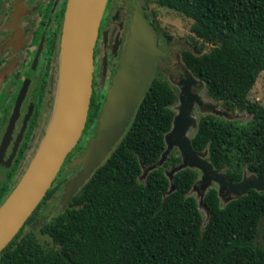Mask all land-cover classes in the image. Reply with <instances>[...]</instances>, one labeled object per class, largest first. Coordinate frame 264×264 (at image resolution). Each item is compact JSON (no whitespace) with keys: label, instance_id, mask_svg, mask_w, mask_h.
Listing matches in <instances>:
<instances>
[{"label":"trees","instance_id":"16d2710c","mask_svg":"<svg viewBox=\"0 0 264 264\" xmlns=\"http://www.w3.org/2000/svg\"><path fill=\"white\" fill-rule=\"evenodd\" d=\"M154 1L191 18L194 34L212 44L199 54L182 51L208 96L229 116L237 109L250 114L246 122L202 114L190 136L194 149L206 150L214 168L232 181L244 170L263 176L264 105L248 95L264 71V0ZM176 100L165 79L151 80L107 158L64 210L40 226L51 243L41 242L27 227L61 190L70 152L45 197L0 252V264H264V190L224 202L216 188H208L204 221L191 191L200 171L186 167L172 180L166 175L181 162L179 152L171 151L141 178L143 167L157 162L166 148ZM171 183L175 189L168 193Z\"/></svg>","mask_w":264,"mask_h":264},{"label":"water","instance_id":"95a60500","mask_svg":"<svg viewBox=\"0 0 264 264\" xmlns=\"http://www.w3.org/2000/svg\"><path fill=\"white\" fill-rule=\"evenodd\" d=\"M106 3L107 0H67L51 112L27 167L0 204V252L38 207L66 157L82 136L92 94L93 51ZM129 10L132 22L127 43L102 102L97 131L87 142L84 151L69 162L68 169L80 167L64 182L60 196L62 207L69 204L120 140L147 90L156 58L164 56V52L156 46L154 32L143 15L136 7ZM200 84L204 86L202 81ZM195 100L201 106L205 104L202 112L212 109L214 114L232 118L217 108L219 102H204L183 88L171 128L164 135L166 148L157 162L143 167L141 178L161 166L176 147L181 162L167 170L166 175L172 180L174 173L186 167L198 169L201 173L198 185L195 183L191 191H196L198 207L208 215L203 198L213 183L218 185L217 193L221 200L228 202L248 193L250 189L264 190V175L258 177L244 170L240 180L232 181L221 168H214L207 159L206 150L194 149L187 133L197 128ZM174 189L175 185L171 183L168 193Z\"/></svg>","mask_w":264,"mask_h":264},{"label":"flooded vegetation","instance_id":"af4514ba","mask_svg":"<svg viewBox=\"0 0 264 264\" xmlns=\"http://www.w3.org/2000/svg\"><path fill=\"white\" fill-rule=\"evenodd\" d=\"M151 4L155 1L107 0L93 51L92 94L82 133V136L86 133V139L73 148L69 161L84 151L89 131L92 130L91 137L97 131L102 102L128 40L132 22L130 8L136 7L143 15L154 32L156 46L164 52L154 62L149 84L154 77L165 79L177 96L174 109L180 103L183 88L204 102H212L202 96L206 92L204 80L185 65L184 49L174 52L172 39L155 30L157 24L151 17ZM66 5L67 0H0V204L27 167L48 122ZM195 47L191 50L199 54L201 51ZM202 107L205 104L201 106L194 101V116L195 111L200 116L213 113L212 109L202 112ZM217 108L222 110L221 106ZM91 111H96V115L91 116ZM68 165L64 182L80 167L68 169Z\"/></svg>","mask_w":264,"mask_h":264},{"label":"rangeland","instance_id":"374dc122","mask_svg":"<svg viewBox=\"0 0 264 264\" xmlns=\"http://www.w3.org/2000/svg\"><path fill=\"white\" fill-rule=\"evenodd\" d=\"M152 11L151 17L154 19L155 23L159 27L160 33H164L166 36L172 39L173 43V50L174 52H179L181 49H188L191 50L194 46L200 48L201 53L209 51L212 48V44L209 42L204 41L202 38L197 37L194 32L191 30V25L193 20L184 14L177 12L173 9L168 7L159 6L158 4H151L150 8ZM202 96L206 100H210L215 102L214 99L208 97L205 90L202 92ZM249 98L252 100H256L264 105V71L260 72L258 75L256 82L252 89L249 92ZM221 106L219 102L218 107ZM171 108L175 111L173 105ZM195 116L199 117L200 112L195 111ZM232 118L239 120L240 122H246L250 118V114L245 111L237 109ZM92 130L89 131L88 134L91 133ZM96 133V132H95ZM87 138L91 139V134ZM188 136H191L192 133L188 131ZM86 133L81 136V140H79L78 144L82 145L85 143ZM171 151H178L175 147ZM211 187L218 188L217 183H213ZM195 196H197L196 191L192 192ZM62 194V190L55 192L50 198L47 199L45 208L41 209L37 214V219H35L28 227L27 230L32 231L33 235L41 242L51 243L50 238L48 235L43 234L40 232V226L51 219L54 215L58 214L59 212L63 211L64 208L60 204V196ZM6 198V197H5ZM4 198V199H5ZM202 214L204 217V221L206 220V214L204 210H202ZM262 223V221H261ZM258 241H261V229L258 233Z\"/></svg>","mask_w":264,"mask_h":264}]
</instances>
